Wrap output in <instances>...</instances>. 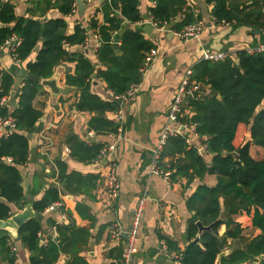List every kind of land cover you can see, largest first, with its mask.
Listing matches in <instances>:
<instances>
[{"label":"trees","instance_id":"obj_1","mask_svg":"<svg viewBox=\"0 0 264 264\" xmlns=\"http://www.w3.org/2000/svg\"><path fill=\"white\" fill-rule=\"evenodd\" d=\"M153 1L154 6L149 9V13L151 19L159 25L170 23L171 28L183 31L197 20L186 6V0ZM227 1L206 0L207 3H214L212 14L217 22L224 19L238 25L249 23L250 17L257 19L259 11H246L249 5L240 8L238 4L234 8L228 6ZM138 5L139 0L104 1L103 22L98 24L95 19L90 21V27L97 31L101 41L94 52L96 62H93L80 50L86 38V29L77 22L72 31L68 32L65 16L73 13L74 0H36L35 7L42 9L41 19L17 17L10 2L0 4V22L3 24L0 28V45L7 38L15 36L19 40L16 55L24 62L31 76L24 79L17 95V105L12 112L7 113L6 107L0 105V115H9L15 121V129L0 139V157L10 156L12 159L10 163L0 160V219L10 216L9 204L22 209L26 203L19 168L28 160L29 138L42 115L32 101L41 88L39 81L51 77L57 64L74 63L73 70L65 73L64 83L79 91L76 109L93 114L88 128L96 134L116 132L117 125L107 119L104 113L117 111L119 105L114 99L102 100L91 92L90 86L96 74L106 84V88L112 91L113 96H121L132 84L139 83L145 54L154 45L144 38L141 29H131L122 23L126 21L133 24L141 19ZM50 8L57 9L61 16L45 18ZM263 25L257 23L255 26ZM114 41L119 42L117 47ZM71 47L75 48L71 50ZM32 53L35 55L30 59ZM236 59L238 63L231 57L213 62L202 60L193 67L190 76V81L209 88L208 94L197 90L191 95L189 106L192 115L189 122L195 124L198 136L205 137V151L212 155L211 163L208 165L205 162L197 147L186 149L183 136L168 139L171 145L169 153L175 150L184 152L183 161L169 165V169H174L170 180L185 176L189 183L194 177L201 178L205 173L215 174L218 178L215 186L199 185L187 199V206L195 211V215L188 222V242L185 248L179 250L173 242L166 240L169 249L182 253L184 264H214L217 255L227 245L226 238H238L243 245L222 255L220 264H241L255 258H259V264H264V156L256 159L249 153L250 145L264 149V51L250 53L243 49L237 52ZM13 83V75L0 71V99L10 93ZM240 123L249 125L247 134L250 140L235 146L233 140ZM66 144L71 156L83 162L93 161L104 145L82 140L74 134L67 137ZM233 151L237 152V158L231 154ZM56 163L59 168L58 182L70 192L81 187H91L98 178L97 174L82 175L77 171L67 173L65 162L58 160ZM158 167H162L160 162ZM61 191L55 184L45 188L39 199L31 201L34 216L17 230L18 239L29 251V264H54L60 253L68 255L65 264H89L80 255L88 242L87 228L76 226L70 221L56 223L49 218L47 223L55 227L57 237H48L46 242L40 243L39 232L42 226L39 214L51 203L60 200ZM219 197L223 198L224 207L229 213H251V223L261 233L250 239L243 238L238 224L231 226L232 220H224L220 216ZM76 207L79 208L78 205ZM196 221L204 226L212 224V227L199 233ZM223 223L227 229L224 236L220 237L217 231ZM9 238L6 231L0 230V264L3 261L14 264Z\"/></svg>","mask_w":264,"mask_h":264},{"label":"crops","instance_id":"obj_2","mask_svg":"<svg viewBox=\"0 0 264 264\" xmlns=\"http://www.w3.org/2000/svg\"><path fill=\"white\" fill-rule=\"evenodd\" d=\"M12 1L10 3L13 5L15 16L42 18L40 17L42 9L35 7L36 0ZM104 1L85 2L83 0L85 4L83 16L78 17L74 0L75 11L65 16L68 32L72 31L77 22H80L86 29V37H89L91 41L87 48L84 49L83 44L80 45V48H83L87 57L93 62H96L94 52L100 44L94 47L92 35L97 31L90 27V21L95 19L98 24L103 22ZM4 2L9 1L0 0V4ZM226 4L234 8L238 4L240 8L243 5H249L245 10L259 11L257 19L250 17L249 23L238 25L231 22H215L212 14L214 3H207L206 0H186V6L192 10L194 17H197L195 22L202 21L203 28L197 38L183 39L178 36L181 31L171 28L172 24L170 23L159 28L154 27L149 13V9L154 6V1L139 0L138 9L141 19L133 24L122 22L125 27L141 29L144 38L152 42L157 53L143 67L142 71L140 70L141 79L134 97L128 102L121 100L117 103L119 110L123 113V119L120 123L121 138L116 142L113 155L116 161L115 172L119 180V191L115 199L108 197L105 191L101 163L94 161L97 157L91 162L79 161L71 156L66 144V139L70 134L77 135L80 139L88 142L112 143L114 142L113 133L96 134L88 128L89 119L93 114L76 109L75 104L79 97V91L64 83L65 73L73 70L74 63L62 62L54 67L51 77L55 74L58 75L59 93L52 94L48 88L41 85L39 92L35 95L32 101L33 106L40 110L42 115L36 122L29 138L28 160L19 168L22 177L21 187L26 200L23 208L31 206L32 200L39 199L49 185L55 184L62 190L60 200L51 203L57 202L59 205L51 210L45 208L39 214L42 226L39 232L40 243L46 242L48 237H57L55 227L47 223L49 218L55 220L56 223L70 221L76 226L89 230L87 245L80 255L89 264H113L114 259L120 258L125 240L124 238L111 237L110 227L119 225L124 231H127L132 224L137 202L144 197L145 205L137 227V250L133 254L132 264H170L167 254L160 248L161 241L169 240L179 250L185 248L188 242L186 240L188 222L195 215V211L187 206V199L199 185L215 186L218 178L215 174L205 173L201 178L194 177L189 183L185 176H177L174 180H170L169 175L166 180L161 175L152 173L149 163L152 149L159 140L161 130L164 127L175 130L177 127L169 119L173 96L188 72L191 74L193 67L203 60V52L223 51L228 57L236 60L238 51L264 45V25L262 27L255 26L257 23H264V2L262 0H228ZM59 16L61 14L55 8H50L45 13V18ZM147 25L151 26V29L145 27ZM2 26L3 24L0 22V28ZM114 43L119 45L118 41H114ZM34 55L35 53H32L30 59H33ZM101 68L104 69V67ZM21 69L27 71L24 62H15L7 48L0 45V71L13 75L14 79L12 90L8 95L2 97L4 103L0 104L6 107L7 113L12 112L16 107L17 95L26 78L18 75ZM197 84L199 85L198 91L203 94L209 93L208 86L198 82ZM90 90L104 101L112 99L115 101L116 97L113 96L112 91L106 88V84L96 77V74L93 75ZM190 99L191 95L184 96L179 113L180 126L177 127V132L169 137L183 136L187 145L186 149L191 146L197 147L209 165L212 155L205 151V137L198 136L195 132V124L189 122L192 115V108L189 106ZM115 112L106 111L104 116L118 126V123L114 121ZM248 129L249 125L238 124L233 140L235 146L250 140V136L247 134ZM90 137L95 139H89ZM247 137L249 138L247 139ZM168 139L159 160L162 167L159 168L169 171L171 174L174 169H169V165L183 161L184 152L175 150L169 153L171 145ZM65 148H68L69 151L66 152ZM202 149L203 151H201ZM249 153L256 159H262L264 149L257 145H250ZM58 160L65 162L67 173L77 171L82 175L97 174L98 178L91 187H81L79 190L71 192L65 190L58 182L59 168L56 163ZM9 205L11 214L8 218L23 210L14 204ZM77 205L79 208L76 207ZM219 205L220 216L224 220H232L231 226L238 224L241 227L243 238L250 239L261 233L258 227L252 225L251 213L247 214L243 211L229 213L224 207L222 197H219ZM60 208H63L64 211H61ZM226 229V224H221L218 227V236L223 237ZM0 230L6 231L10 237L8 244L11 254L15 258L14 264H29V251L22 245L18 237L9 231L14 229L10 227L8 229L0 228ZM226 242L227 245L223 249L226 254L243 245L238 238H226ZM11 248H14V251ZM67 260L68 255L60 253L54 264H65ZM252 263L259 264V258L241 264ZM1 264H8V262L3 261Z\"/></svg>","mask_w":264,"mask_h":264},{"label":"built area","instance_id":"obj_3","mask_svg":"<svg viewBox=\"0 0 264 264\" xmlns=\"http://www.w3.org/2000/svg\"><path fill=\"white\" fill-rule=\"evenodd\" d=\"M85 2H90L91 0H84ZM75 10H73L74 12ZM215 22V18H213ZM221 23H229L228 21L222 19L221 21H218ZM167 23H163L162 25H159V23L152 21V25L154 27H161ZM203 28L202 21H197L193 24H190L185 27V29L178 33V36L183 39H195L198 37V34ZM94 39V47H97L100 44V38L98 33H94L92 35ZM91 39L89 37H86L83 42V48H87L89 46ZM19 44V40L15 36H11L5 40L3 43V46H5L11 55L12 59L20 63L21 60L17 57L15 49L17 45ZM67 46V44H66ZM248 52H261L264 51V45H261L259 47L255 48H248ZM157 53V50L155 48H152L149 52L145 54L143 65L140 68L142 71L143 67L149 63V61L152 59V57ZM228 55L223 51L218 50H211V51H205L202 54V59L207 61H217V60H223ZM190 72H188L187 76L181 81L180 86L173 96L171 107H170V113H169V119L171 122L175 123L177 127H179V113L181 111V104L183 102V98L185 95H192L195 94L197 90H199V85L197 82H191L190 81ZM137 84H132L126 92L121 96H115L116 98L120 97L122 101L128 102L130 99L134 97L137 91ZM4 103V98L0 100V104ZM115 118L114 121L118 123L116 132L113 133V139L114 142L104 144L101 148L96 160H94L96 163L100 162L102 167V177H103V184L105 191L110 198H116L119 191V180L116 176V161L114 159V152H115V146L116 142L121 138V121L123 119V113L121 110H117L115 112ZM8 127V129H7ZM177 127L175 130H172L170 127H164L161 130L159 140L156 144V146L152 149L150 163H149V169L152 173L161 175L164 179H168L170 172L169 171H163L158 167V163L161 157L162 150L166 144V141L169 136L173 135L175 132H177ZM15 129V121L14 119L7 115V116H1L0 115V139L10 133L12 130ZM65 151L68 152V148H65ZM1 161L10 163L12 161L11 157L9 156H1ZM59 203H54L46 207V209L51 210L54 209V207L58 206ZM145 205V198L142 197L138 200L137 206L135 208V211L133 213V219L132 224L130 228L127 231H124L123 228H121L119 225H113L110 227V236L113 238L123 239L125 240V246L122 250L121 256L118 259L113 260V264H132V257L133 254L136 252V237H137V227L139 225L140 217L143 211ZM160 248L163 252H165L170 260V264H184L182 261V253L180 251L171 250L168 248L166 242L161 241ZM12 251H14V248H11Z\"/></svg>","mask_w":264,"mask_h":264},{"label":"water","instance_id":"obj_4","mask_svg":"<svg viewBox=\"0 0 264 264\" xmlns=\"http://www.w3.org/2000/svg\"><path fill=\"white\" fill-rule=\"evenodd\" d=\"M9 2H13L12 0H8ZM76 3V12L78 17H82L83 16V12L85 9V4L83 2V0H75ZM145 27H148L149 29H151V26L147 25ZM144 30V29H143ZM114 46L117 47V43H114ZM81 51H84L83 48L80 49ZM236 63H238V59L235 60ZM19 76H25V77H31L28 71H23L22 69L20 70V72L18 73ZM34 79H36L35 77H32ZM57 78L58 75L55 74L54 76L50 77V78H44L40 81V84L46 88H48L50 90V92L52 94H58L59 93V86L57 85ZM115 101L118 103L121 101L120 98H115ZM8 129V127H7ZM249 137H247L248 139ZM89 139L94 140V137H90ZM231 154L237 158V152L233 151L231 152ZM34 216V211H32V207L29 206L28 208H23L22 212L17 213L15 215H12L10 218H8L7 220H0V228H5L8 229L10 227H12L14 230L11 231L9 230L11 233H13L14 236H17V230L18 228L28 219H30L31 217ZM196 225L198 227V232L200 233L203 230H209L212 227V224H209L208 226H204L201 224L200 221L196 222ZM225 251H222L221 253H219L215 259L214 264H220V257L222 255H225ZM252 264H256V263H252Z\"/></svg>","mask_w":264,"mask_h":264}]
</instances>
